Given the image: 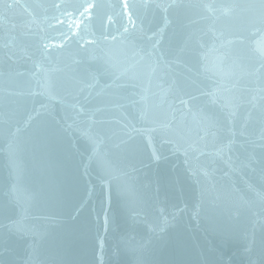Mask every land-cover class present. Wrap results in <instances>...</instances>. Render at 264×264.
<instances>
[{
	"label": "water",
	"instance_id": "water-1",
	"mask_svg": "<svg viewBox=\"0 0 264 264\" xmlns=\"http://www.w3.org/2000/svg\"><path fill=\"white\" fill-rule=\"evenodd\" d=\"M262 45V0H0V264H264Z\"/></svg>",
	"mask_w": 264,
	"mask_h": 264
},
{
	"label": "snow or ice",
	"instance_id": "snow-or-ice-1",
	"mask_svg": "<svg viewBox=\"0 0 264 264\" xmlns=\"http://www.w3.org/2000/svg\"><path fill=\"white\" fill-rule=\"evenodd\" d=\"M262 4H264V0H262ZM57 7H59V5H57ZM92 7H94V5L89 4L87 7L84 8V11L85 12H88ZM123 7H124L125 11L127 12L128 9H129V5L125 2L124 5H123ZM125 31H127V28H125ZM113 39H115V38H113ZM89 43H91V41H89ZM259 52H260L261 56H264V45H262L259 48ZM179 103L181 105H186L187 104V101H185L183 99H179Z\"/></svg>",
	"mask_w": 264,
	"mask_h": 264
}]
</instances>
